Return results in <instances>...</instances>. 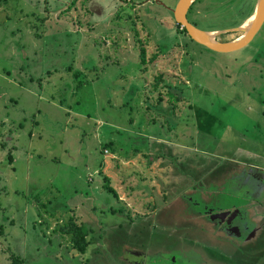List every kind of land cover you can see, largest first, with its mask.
Instances as JSON below:
<instances>
[{
  "label": "rangeland",
  "instance_id": "obj_1",
  "mask_svg": "<svg viewBox=\"0 0 264 264\" xmlns=\"http://www.w3.org/2000/svg\"><path fill=\"white\" fill-rule=\"evenodd\" d=\"M178 2L0 0V264H264V26L217 53ZM227 2L189 19L230 29L256 1Z\"/></svg>",
  "mask_w": 264,
  "mask_h": 264
},
{
  "label": "water",
  "instance_id": "obj_2",
  "mask_svg": "<svg viewBox=\"0 0 264 264\" xmlns=\"http://www.w3.org/2000/svg\"><path fill=\"white\" fill-rule=\"evenodd\" d=\"M195 0H179L176 8L173 10L174 18L177 25L186 29L190 39L217 53H232L248 46L264 26V0H258L254 14L251 16L253 21L249 26L244 24L235 31L242 33L238 38L228 41L219 42L217 37L226 31H204L194 26L188 19L187 13ZM250 17V18H251ZM249 19V18H248Z\"/></svg>",
  "mask_w": 264,
  "mask_h": 264
},
{
  "label": "flooded vegetation",
  "instance_id": "obj_3",
  "mask_svg": "<svg viewBox=\"0 0 264 264\" xmlns=\"http://www.w3.org/2000/svg\"><path fill=\"white\" fill-rule=\"evenodd\" d=\"M125 1H129V0H125ZM200 0H195L194 1V3L192 4V6L189 8V10H188V13H187V19L190 21V19H189V15H190V13L191 12H194V14H195V16H198V15H200V14H202V15H204V16H206V14H205V12L206 11H204V8H201V9H196V7L198 6L197 4H198V2H199ZM228 0H214V2H218V3H224V4H226L227 5V7L228 8H230V7H232L231 6V4H229L228 2H227ZM256 2L254 3V7H253V10H252V12L250 13V15H248V16H246L247 14H248V12L250 11L249 9H250V6H249V3L247 4V12L246 13H243V7L244 6H242V10H240V12H241V14H242V17H245V18H242L241 20H242V22L238 25V26H234V27H232V28H230V29H226V30H228V32L227 33H224V34H221V35H219L218 37H217V40L219 41V42H228V41H231V40H234V39H236V38H238L239 36H241L242 35V33L241 32H239V31H235V29H237L238 27H240V26H242L247 20H248V18H250V16L252 15V14H254V12H255V9H256V4H257V1L258 0H255ZM74 2V1H73ZM122 2V1H121ZM144 2V1H143ZM227 2V3H226ZM144 4V3H143ZM219 5H222V4H219ZM246 7V6H245ZM244 7V8H245ZM176 8V5H175V7H171V6H169L168 7V9L172 12V14H174L173 13V10ZM174 18V17H173ZM191 22V21H190ZM194 26H196L197 28H199V29H201V30H204V31H226V30H224V29H212V30H205V29H203V28H201L198 24H197V22H191ZM176 26H177V24H176ZM181 29H183L182 27H181ZM260 32V31H259ZM237 34V35H236ZM259 34V33H258ZM257 34V35H258ZM257 35H256V37H257ZM231 37V38H230ZM255 37V38H256ZM255 40V39H254ZM253 42V41H252ZM200 45V44H199ZM202 46V45H201ZM204 47V46H203ZM206 48V47H205ZM195 190V189H194ZM198 191H193L192 193L194 194V193H197ZM153 194H151V196L153 197V198H151L152 200L153 199H155L154 198V192H152ZM157 194H159V193H157ZM191 193L189 192V195H190ZM116 197V196H115ZM118 197V196H117ZM161 199L164 201V202H166V198H164L163 197V193L161 192ZM118 200H120V197H118L117 198ZM158 199V198H157ZM192 200L193 199H187V202H188V205L187 206H189V205H191V206H194V205H196V206H199V203H195V204H193V203H190V202H192ZM154 202V201H153ZM184 203H186V202H184ZM166 204H167V202H166ZM148 206H149V209L150 210H153L152 212H155V211H157V205L155 204V203H152V204H148ZM168 206H170V205H168ZM221 215H223V214H221ZM224 217V216H223ZM228 218V217H227ZM227 218L225 219V222H221L222 224L219 226L218 224L217 225H215V223H216V221H212L213 223L212 224H214V228L213 229H220V231H221V228L222 227H227V222H226V220H227ZM221 219V218H220ZM71 221H74V220H70V222H69V224L71 223ZM211 221V220H210ZM68 224V225H69ZM77 225H79V224H77ZM80 226V225H79ZM227 228H229V227H227ZM88 229V228H87ZM233 229V233L235 234V232H234V228H232ZM226 230H228V229H226ZM88 234L85 236V240H86V242H87V246H86V249H85V251L84 252H80V251H78L77 249H76V247H75V245H74V242H73V235H71V234H68V235H65V236H68V255L69 254H71L72 252L73 253H79V254H85L86 253V251H87V249H88V247H90L89 245L93 242V240H90L89 239V236H90V233H91V230H89L88 229ZM237 232L239 233V231L237 230ZM222 234H224L225 235V233L224 232H221ZM226 236V235H225ZM82 260H85V258H83ZM156 260V259H155ZM147 261H148V256H147V254L146 253H143L142 251H135V253H134V256H132L131 257V261H130V263L129 264H146L147 263ZM158 260H156V262H157ZM82 264H86V262H82Z\"/></svg>",
  "mask_w": 264,
  "mask_h": 264
},
{
  "label": "trees",
  "instance_id": "obj_4",
  "mask_svg": "<svg viewBox=\"0 0 264 264\" xmlns=\"http://www.w3.org/2000/svg\"><path fill=\"white\" fill-rule=\"evenodd\" d=\"M177 27L182 33H184V34H186L188 36L185 28L181 29L180 25H177ZM190 40L192 42H194L192 39H190ZM140 59H141L142 63H144V64L146 63V53H145V49L144 48H141V50H140ZM173 91H174L173 89H169L170 93L173 92ZM159 99H161V97H159ZM161 101H162V99H161ZM107 147H110V146H107ZM105 179L107 180L108 178L105 177ZM105 188L107 190H109V192L114 193V195L117 197L116 191L109 184H107L105 186ZM60 230H61L62 233L66 234V235H68V234L73 235V242H74V245H75L76 249L78 251H80V252H84L85 251L86 246H87V242L85 240V236L89 232L86 227L79 226V225H77V223L75 221H71V223L69 225H67L65 227H61Z\"/></svg>",
  "mask_w": 264,
  "mask_h": 264
},
{
  "label": "bare ground",
  "instance_id": "obj_5",
  "mask_svg": "<svg viewBox=\"0 0 264 264\" xmlns=\"http://www.w3.org/2000/svg\"><path fill=\"white\" fill-rule=\"evenodd\" d=\"M252 21H253V18L251 17L245 22L244 25L247 27V26H249L251 24Z\"/></svg>",
  "mask_w": 264,
  "mask_h": 264
},
{
  "label": "crops",
  "instance_id": "obj_6",
  "mask_svg": "<svg viewBox=\"0 0 264 264\" xmlns=\"http://www.w3.org/2000/svg\"><path fill=\"white\" fill-rule=\"evenodd\" d=\"M251 174H252V173H251ZM251 174H250V175H251ZM227 177L231 178L230 175H227ZM257 177H259V176L256 175V177H253V178H257ZM233 182H234V181H233ZM232 185H233V184H232ZM220 189H222V188H220ZM220 189H219V190H220Z\"/></svg>",
  "mask_w": 264,
  "mask_h": 264
}]
</instances>
